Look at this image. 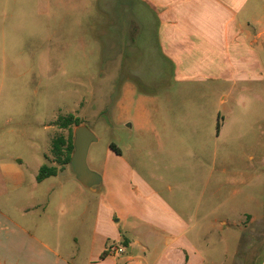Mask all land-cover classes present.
<instances>
[{
	"label": "rangeland",
	"instance_id": "obj_1",
	"mask_svg": "<svg viewBox=\"0 0 264 264\" xmlns=\"http://www.w3.org/2000/svg\"><path fill=\"white\" fill-rule=\"evenodd\" d=\"M252 1L264 14V0ZM259 55L260 75L236 84L178 81L138 0H0V171L21 175L20 203L28 202L23 193L39 200L57 186L64 174L35 188L29 175L58 165L51 143L73 133L75 125L56 124L68 114L95 135L91 170L103 169L110 143L137 168L165 169L181 185L184 174L202 185L214 160L218 175L228 169L226 202L201 212L246 226L223 227L229 262L238 248L245 264H260L264 235L252 260L246 252L252 228L264 226V45ZM64 168L74 172L70 161ZM11 182L0 176L9 191L3 199ZM250 216L259 222L251 225ZM198 227L216 240L208 223Z\"/></svg>",
	"mask_w": 264,
	"mask_h": 264
},
{
	"label": "crops",
	"instance_id": "obj_2",
	"mask_svg": "<svg viewBox=\"0 0 264 264\" xmlns=\"http://www.w3.org/2000/svg\"><path fill=\"white\" fill-rule=\"evenodd\" d=\"M251 1L240 7L237 0H138L154 17L159 52L171 63L176 80L233 84L260 75L263 64L264 14ZM104 160L101 171L92 170L99 180L91 188L66 168L41 181L38 170L32 172V188L64 176L39 200L23 193L27 203H20L21 175L0 171L12 180L6 199L9 191L0 188V264H245L237 257L238 248L235 260L228 259L223 227L235 222L201 212L226 202L228 169L220 166L218 175L213 160L202 185L191 183L187 174L180 177L181 185L165 169L137 168L110 144ZM248 221L259 222L251 216ZM204 223L217 234L214 242L210 232L200 227L197 232ZM261 235L264 226L252 228L249 260ZM111 245H122L125 252L107 255Z\"/></svg>",
	"mask_w": 264,
	"mask_h": 264
},
{
	"label": "trees",
	"instance_id": "obj_3",
	"mask_svg": "<svg viewBox=\"0 0 264 264\" xmlns=\"http://www.w3.org/2000/svg\"><path fill=\"white\" fill-rule=\"evenodd\" d=\"M56 124L60 127L66 128L70 125L81 124V122L73 114H68L66 116H60ZM72 140V129L70 130V133L67 137L59 135L53 138L50 150L55 157L58 165L42 164L39 167L36 175L37 181H41L49 176L57 175L59 171H61L66 165H68L73 151ZM110 147L116 152H119V149L113 143H110Z\"/></svg>",
	"mask_w": 264,
	"mask_h": 264
},
{
	"label": "water",
	"instance_id": "obj_4",
	"mask_svg": "<svg viewBox=\"0 0 264 264\" xmlns=\"http://www.w3.org/2000/svg\"><path fill=\"white\" fill-rule=\"evenodd\" d=\"M93 132L83 124L75 125L73 129V151L70 164L74 168V174L79 183L91 188L92 184L99 180L98 174L87 165V153L90 144L95 140Z\"/></svg>",
	"mask_w": 264,
	"mask_h": 264
},
{
	"label": "built area",
	"instance_id": "obj_5",
	"mask_svg": "<svg viewBox=\"0 0 264 264\" xmlns=\"http://www.w3.org/2000/svg\"><path fill=\"white\" fill-rule=\"evenodd\" d=\"M124 252H125L124 246H122V245H120V246L119 245H111L110 247L107 248L106 254L115 256V255H118V254H121Z\"/></svg>",
	"mask_w": 264,
	"mask_h": 264
},
{
	"label": "clouds",
	"instance_id": "obj_6",
	"mask_svg": "<svg viewBox=\"0 0 264 264\" xmlns=\"http://www.w3.org/2000/svg\"><path fill=\"white\" fill-rule=\"evenodd\" d=\"M237 3H238V5H239L240 7H242V6H243V3H244V0H237Z\"/></svg>",
	"mask_w": 264,
	"mask_h": 264
}]
</instances>
